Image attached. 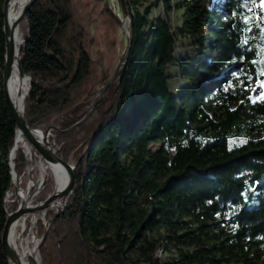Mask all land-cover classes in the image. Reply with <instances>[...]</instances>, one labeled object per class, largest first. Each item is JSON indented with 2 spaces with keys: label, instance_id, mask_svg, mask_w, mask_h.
<instances>
[{
  "label": "trees",
  "instance_id": "1",
  "mask_svg": "<svg viewBox=\"0 0 264 264\" xmlns=\"http://www.w3.org/2000/svg\"><path fill=\"white\" fill-rule=\"evenodd\" d=\"M100 2L37 0L30 11L21 50L35 83L30 129L63 117L60 129L68 130L87 114L96 86L112 79V69L100 79L91 54ZM125 3L133 35L128 61L90 119L56 134L62 159L75 152L79 184L52 220L42 263L264 264V100L251 92L264 81V3L183 0L177 33L173 0ZM3 6L0 0V240L17 130L3 91ZM101 15L118 30L108 9ZM180 39L190 41L194 58L176 59ZM176 67L185 83L180 95L170 87ZM25 163L19 152V175ZM137 251L142 259L133 260ZM0 264H7L1 242Z\"/></svg>",
  "mask_w": 264,
  "mask_h": 264
},
{
  "label": "rangeland",
  "instance_id": "2",
  "mask_svg": "<svg viewBox=\"0 0 264 264\" xmlns=\"http://www.w3.org/2000/svg\"><path fill=\"white\" fill-rule=\"evenodd\" d=\"M182 1L183 0H173V3H172L173 12L170 15V21H171V26L176 31V33H177V31L182 29L183 22H184V12L177 9V7L182 3ZM91 6H93L92 3H91ZM263 6H264V4H263ZM106 9H108L114 15L115 19L120 23V26H118V28H117L118 30L114 29L115 25L112 24L114 22V20L112 18H109L107 20L106 16L101 15V13ZM159 12H160V10H154L153 16H155ZM129 20L130 19L126 18L123 15V13L121 12V8H120V4H119L118 0H101L99 8L97 9V11L93 15V22L91 23V30L90 31H91V35H92L93 40H94V48L92 49L91 54H92L93 60L96 63V68H97L96 71L99 72V77L101 80L104 77V72L106 69H109V70L112 69L111 72H113V77L115 75L117 77V74H118L121 66H123L122 60L124 59V57L126 55V52L128 49L129 38L131 36ZM109 25H111V26H109ZM20 30H21V33L23 34V37H24L26 31H28L26 21H24L22 23V25L20 26ZM190 46H191V43L188 39H180V41L178 43V47H177V52H176V59L179 62L187 61L189 59L194 58V53H193ZM171 74L176 77V79L174 81H172L170 84L171 90L175 94L180 95L181 93H183L185 91V83L180 79L181 73H180L179 67L172 69ZM116 77H115V80H116ZM115 80L113 81L112 85L114 84ZM107 85L105 86V85L99 83L96 86V88L94 89V94L87 101V105H86L85 110H84L87 112V114L94 109L96 103L100 100L102 93L105 90V88L107 87ZM112 85H111V87H112ZM111 87L109 88V90H108L106 96L103 98V100L106 99ZM251 89H252L251 90L252 96L255 100H264V98H262V93H264V88H261V86H259V84H258V85H252ZM101 102L97 105V108L101 104ZM97 108L94 110V112L91 114V116L95 113ZM90 117L84 123H86L90 119ZM58 118H61L59 123H58V130L57 131H55V130L51 131L49 136H48V142L57 151V154L61 150V146L58 143V137L56 136V134L57 133L66 134L65 131H67V130L62 131L60 129V126H59L63 117H58ZM52 122L50 123V125L52 124ZM83 124H81L80 126H82ZM50 125L47 127L42 125L40 127H37L36 129H31V130H34L35 133L39 130L44 132L48 129V127H50ZM74 126H72V127H74ZM80 126H78V127H80ZM78 127L74 128L73 130L77 129ZM71 128H69V129H71ZM158 147H159L158 144H155L153 146L154 149H157ZM19 152H21L24 155L26 163H25L24 172L21 175H19L18 172L16 171V173L18 175V181H17V183H18L17 188L18 189L17 190H18L19 195L22 192V193L28 194V196H33L32 200H31V204H32L31 206H35V205H38V204L42 203L43 201H45L50 195L53 194V192L56 188L55 177H54V174L51 173L50 170H48L47 174L45 175L46 177H45V181L43 182L44 184L42 183L40 192L39 191L37 192V186H35V185L39 184V182L41 180V172H40L39 168L32 163L31 157L28 158V154L24 149H21L20 151H18V153ZM24 152H26V153H24ZM18 153L14 157V161L12 162V163H14V165L16 163ZM74 153H72V154H74ZM72 154H71V156H72ZM71 156H70V158H71ZM35 157L37 158V161H39V159H40V161L42 162L41 164L43 165L44 168L49 169V166H47V164L44 162V160L42 158H39L37 156V154H35ZM74 157H75V154H74ZM74 157H73V163H76L74 160ZM69 159L67 161H69ZM9 160H10V154H9ZM29 165H32V167H33V171L31 173H29V170H28ZM10 170H11V168H10ZM15 170H16V167H15ZM11 178H12V187L8 191V193L6 195L5 202H4L5 203V209L8 213V215L15 213L20 208V205L22 202V200L19 199V197H17L15 194L14 180H13L12 173H11ZM28 184L29 185L33 184L34 186L31 185V187H30ZM141 200H143V199H141ZM13 204L17 205V210L14 212H10L9 207ZM65 205H66L65 201L58 200L55 203V205L49 209V211L47 213V220L51 221V223H52V220L61 214L63 207ZM67 205H66V207H67ZM49 213L52 214V217H53L52 219L48 218ZM24 220L26 222H24ZM24 220H23L24 226L19 229V233L22 236V239L25 241V243H27V244L29 243L28 248L30 250H33L35 243L41 242V239L43 238V236L45 234V223L43 220V213L37 212V213L29 214L28 216L25 217ZM21 223H22V221H21ZM41 226H43V228H44V234L43 235H41ZM227 226H228L227 224H222L220 227L222 229H226ZM50 228H51V224H50ZM112 231H113L112 228L109 229L108 234L109 235L112 234ZM49 232H50V230H49ZM141 243L142 242L140 241L139 245ZM43 245L41 246L40 251L37 255L39 258V261H40L39 264H43L42 263V257H41V249H42ZM172 253H173L172 256L175 257L174 252H172ZM157 257L160 259H163L165 257V254L162 251H159L157 253ZM132 259L133 260L142 259L141 253L139 251L134 252ZM29 264H34V261L30 260Z\"/></svg>",
  "mask_w": 264,
  "mask_h": 264
},
{
  "label": "water",
  "instance_id": "3",
  "mask_svg": "<svg viewBox=\"0 0 264 264\" xmlns=\"http://www.w3.org/2000/svg\"><path fill=\"white\" fill-rule=\"evenodd\" d=\"M37 0H28L24 4L21 5L19 9H17L16 16L11 18V8H12V0H4V6H3V18H4V26H3V36L5 39V55H4V66H3V74H2V82H3V91L6 97V102L9 108V111L16 123L17 130H16V137H21L22 140L25 141L27 145V149L30 153L31 161L34 165H36L37 158L35 157V154L39 158H42L44 162L47 164V166L51 168L57 169L58 167H61L65 173L68 176V184L65 187L64 190L58 191V188L56 187L53 194L50 195L45 201L42 203L30 206V201H23L20 198V195L18 193L17 185L14 184V191L17 197L22 200L20 208L15 212L7 216L5 229L3 231V234L1 236V245H2V252L3 256L6 260L7 264H16L17 260L13 258V255L11 253L10 248V235L12 229L20 222L25 219L26 216L32 213L42 212L43 213V220L45 223V234L43 238L41 239V242L39 246L37 247V254L40 251L41 246L46 242L47 237L49 235L50 230V224L51 221L47 220V213L51 207L55 205V203L58 200L65 201L66 205L69 203L71 198L73 197L78 184H79V178L77 174V167L78 163H73V157L74 154H72L69 161H65L62 158H60L57 154V151L53 148V146L48 142V136L51 131L58 130V123L61 118L55 119L50 127L46 131L43 132V139L40 141L35 137V131L31 130L27 125L26 120V109H27V102L28 99L32 93L33 87L35 85L33 78L29 75H27L22 66V60H21V50L23 43L26 42V40L23 41L22 45L18 47L17 49V41L16 36L17 32L20 29L21 24L27 20V17L32 10L34 4ZM120 4L121 11L123 15L126 18H129V13L126 7L125 0H118ZM130 19V18H129ZM129 24L131 25V20H129ZM133 45V35L130 36L129 42H128V49L126 52V55L124 59L122 60V65L126 64L128 61L129 55L131 53ZM17 72L20 84L23 86L25 81H28L29 83V89L24 96L23 99L18 97V100L14 103L11 100V87L13 82V75ZM116 75L111 79L107 87L102 93V96L100 100L96 103L94 109L90 111L79 123H77L74 127L71 129L65 131V133H68L72 131L74 128L80 126L83 124L94 112V110L97 108V105L103 100V98L106 96L109 88L111 87L113 81L115 80ZM16 145V139L13 146V149L10 152V160H9V166L11 168V173L13 176V180L17 179L18 181V175L15 170V165L12 163V151L14 150ZM40 161V160H39ZM38 161V162H39ZM40 163H42L40 161ZM30 198H33V196H30ZM66 205L63 207V210L61 214H63L66 210ZM32 260L34 261V264L36 263V260L32 257Z\"/></svg>",
  "mask_w": 264,
  "mask_h": 264
},
{
  "label": "bare ground",
  "instance_id": "4",
  "mask_svg": "<svg viewBox=\"0 0 264 264\" xmlns=\"http://www.w3.org/2000/svg\"><path fill=\"white\" fill-rule=\"evenodd\" d=\"M26 1H28V0H12L11 18L16 16L17 9H19L21 7V5L24 4ZM24 37H23V34L21 33V30L19 29L17 32V36H16L17 49L19 46L22 45V43L24 41ZM28 89H29L28 81H25L23 86H22L20 84L18 74H17V72H15L13 75V82H12V87H11V95H10L11 100L15 103L16 100H18V97L23 99L24 96L26 95ZM35 136L39 140H42L43 139V131H40V130L37 131L35 133ZM26 147H27V145H26L25 141L22 140V138L19 136L16 137V145H15L14 150L12 151V158H11L12 162L14 161V157L17 155L18 151H20L21 149H24L28 154V158H30V153ZM26 152H24V153H26ZM36 166L39 168V170L41 172V180H40L39 184L35 185V186H37V192L38 191L40 192L41 185L45 181V177H46L45 175L47 174L48 170H50V172L54 174L55 183H56L55 185L58 188V191H62L65 189V187L68 184L69 179H68L67 174L65 173V171L61 167H58L57 169L49 167V169H46L38 161L36 162ZM28 170H29V173H31L33 171L32 165H29ZM14 184L18 186L17 179H15ZM31 185H33V184H31ZM31 185H29V186L31 187ZM21 193H20V198L23 201L32 200V198H30V196H28V194H25V193L21 194ZM29 204H30V206L32 205L31 202ZM24 222H26V221L24 220ZM23 226H24L23 221H22V223L20 221L11 231L9 243H10V248H11V253L13 255V258L15 260H17L16 264H29V261L32 260V257H33L36 260V263L39 264L40 261H39V258L37 256L38 255L37 254V247L39 246L40 242H36L34 249L30 250L28 248L29 243L28 244L25 243V241L22 239V236L19 233V229Z\"/></svg>",
  "mask_w": 264,
  "mask_h": 264
},
{
  "label": "snow or ice",
  "instance_id": "5",
  "mask_svg": "<svg viewBox=\"0 0 264 264\" xmlns=\"http://www.w3.org/2000/svg\"><path fill=\"white\" fill-rule=\"evenodd\" d=\"M262 3H264V0H262ZM248 18L245 17V21H247ZM262 31H264V29H262ZM261 53H264V48L261 49ZM255 63V61H254ZM260 64L262 65L261 69H260V75H264V56H262L261 60H260ZM260 86L261 88H264V81H260ZM262 98H264V93H262Z\"/></svg>",
  "mask_w": 264,
  "mask_h": 264
}]
</instances>
